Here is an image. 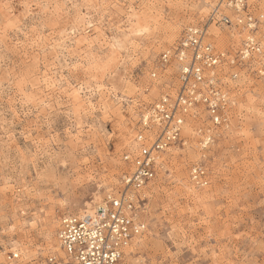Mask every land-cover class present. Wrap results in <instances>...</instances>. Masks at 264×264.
I'll use <instances>...</instances> for the list:
<instances>
[{"label": "rangeland", "instance_id": "1", "mask_svg": "<svg viewBox=\"0 0 264 264\" xmlns=\"http://www.w3.org/2000/svg\"><path fill=\"white\" fill-rule=\"evenodd\" d=\"M205 1L0 0V264L66 262L59 220L93 212L120 187L140 116L176 84L173 66L157 70L159 56L206 23L217 0L200 13ZM249 2L264 63V0ZM174 21L185 24L163 44ZM208 34L231 58L244 39L235 28ZM224 75L227 126L208 127L212 143L201 149L196 130L207 125L191 121L185 145L158 156L142 193L147 229L122 264H264V76L246 64ZM195 163L207 168L205 188L190 183ZM17 243L33 253L8 261Z\"/></svg>", "mask_w": 264, "mask_h": 264}, {"label": "built area", "instance_id": "2", "mask_svg": "<svg viewBox=\"0 0 264 264\" xmlns=\"http://www.w3.org/2000/svg\"><path fill=\"white\" fill-rule=\"evenodd\" d=\"M251 10L249 0H217L205 24L187 27L176 45L160 54L157 70L164 73L173 66L176 84L140 116L141 130L135 137L139 147L122 157L128 168L116 192L106 196L93 212L65 215L59 220L56 238L67 264H122L126 248L146 231L140 218L145 207L142 193L154 179L158 156L171 146L185 145L181 135L185 122L207 125L206 130H196L201 149L212 143L210 128L227 126L230 100L225 69L246 64L257 76H264V63L258 59L262 51L255 36L259 19ZM212 25L244 33L235 56L218 52L209 42L208 28ZM237 76L234 71L229 78L234 81ZM156 77L152 72L151 78ZM216 118L219 124L214 122ZM189 180L194 187L205 188L209 185L207 168L202 163L193 164ZM16 259L17 254L8 257V261ZM47 263L61 264L53 256Z\"/></svg>", "mask_w": 264, "mask_h": 264}, {"label": "bare ground", "instance_id": "3", "mask_svg": "<svg viewBox=\"0 0 264 264\" xmlns=\"http://www.w3.org/2000/svg\"><path fill=\"white\" fill-rule=\"evenodd\" d=\"M113 1V0H112ZM210 0H208V1H205L204 2V4L202 5V7H201V9H202V12H200V13H203V12H205L206 10H207V7H209V6H211L210 4V2H209ZM210 3V4H209ZM114 4V3H113ZM113 8V7H112ZM190 10V9H189ZM86 17V16H85ZM175 22V21H174ZM173 22V23H174ZM180 21H177V22H175L174 24H171V25H169V26H167L166 27V37H165V41H164V43L163 44H166V43H169V42H171L173 39H175L176 37V34H178V32H179V30H180V28H181V25L180 24H185V22H180ZM93 24V23H92ZM187 24V23H186ZM88 26V25H87ZM91 26V25H90ZM139 27V26H138ZM77 28V27H76ZM82 30V29H81ZM143 30V29H142ZM77 31V30H76ZM100 31V30H99ZM84 32V31H83ZM145 32V31H144ZM78 33V32H77ZM210 34V33H209ZM208 34V35H209ZM212 34V33H211ZM144 35V34H143ZM213 35V34H212ZM212 35H211V38H212ZM218 34H216V36H217ZM86 36V35H85ZM101 36V35H100ZM146 36V35H145ZM233 36V35H232ZM257 37V36H256ZM89 39V38H88ZM95 39V38H94ZM77 41V40H76ZM96 41V40H95ZM117 41V40H116ZM79 42V41H78ZM93 42V41H92ZM114 42V41H113ZM173 42V41H172ZM77 43V42H76ZM101 43V42H100ZM156 43H158V42H156ZM83 44V43H82ZM161 44V43H160ZM76 45H78V44H76ZM159 45V44H158ZM157 45V46H158ZM161 47V46H160ZM155 48V47H154ZM149 68V67H148ZM169 68H170V66H169ZM151 78V77H150ZM78 84V83H77ZM77 91V90H76ZM80 91V90H79ZM88 91H89V89H88ZM100 92V91H99ZM76 93V92H75ZM81 93V92H80ZM64 94H66V92L64 93ZM78 94L79 93H77V94H75V97L76 98H78L79 96H78ZM98 95V94H97ZM110 95V94H109ZM80 97H81V95H80ZM79 97V98H80ZM91 97V96H90ZM135 97V96H134ZM82 98V97H81ZM230 98V97H229ZM87 99V98H86ZM76 100V99H75ZM80 100V99H79ZM101 100V99H100ZM78 101V100H77ZM86 101V100H85ZM113 102V101H112ZM102 103V102H101ZM232 104H233V102H232ZM85 107V106H84ZM129 128V127H128ZM130 130V129H129ZM132 131V130H131ZM121 132V131H120ZM127 132V134L125 135V137H127V139L125 140L126 141V143L128 142L127 140H130L129 142H128V144H133V145H131V148H134L135 149V147H136V145H135V143H133V139H132V136H133V134L130 132V131H126ZM126 132H123V133H126ZM192 134V131H191V128L189 127V123L188 122H186L185 124H184V126H183V130H182V134L181 135H183V136H192L191 135ZM146 135V134H145ZM132 141V142H131ZM124 143V142H123ZM130 151V150H129ZM180 162V161H179ZM178 162V163H179ZM263 189V188H262ZM200 195H197L196 197H199ZM101 201V200H100ZM101 205V204H100ZM99 205V206H100ZM97 206V205H96ZM98 206V207H99ZM14 220V219H13ZM143 221V220H142ZM146 229H147V226H146ZM18 240V239H17ZM47 247V246H46ZM14 249H16L20 254H21V256L22 257H26V256H28V255H30V254H32L33 253V251H31L28 247H25V245L24 244H16V245H14ZM129 249V248H128ZM58 254H59V256H60V258H62V259H64V255H63V253L61 252V250L58 248ZM124 253H126V252H124ZM123 258H124V255H123ZM66 261V260H65ZM4 263L5 264H13V263H11V262H5L4 261ZM67 262H64L63 264H66ZM3 264V263H2ZM62 264V263H61Z\"/></svg>", "mask_w": 264, "mask_h": 264}, {"label": "snow or ice", "instance_id": "4", "mask_svg": "<svg viewBox=\"0 0 264 264\" xmlns=\"http://www.w3.org/2000/svg\"><path fill=\"white\" fill-rule=\"evenodd\" d=\"M90 26V25H89ZM216 124H219L220 123V121H219V119L218 118H216L215 119V121H214ZM34 227H35V224L33 225ZM20 255V253L19 252H17V256H19ZM169 255H174V256H179V252H176V253H169ZM171 264H188V262H186V261H180V260H178V259H174L172 262H171Z\"/></svg>", "mask_w": 264, "mask_h": 264}]
</instances>
